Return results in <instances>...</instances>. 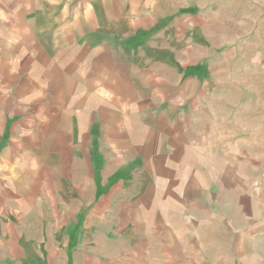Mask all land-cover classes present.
<instances>
[{"label": "crops", "instance_id": "1", "mask_svg": "<svg viewBox=\"0 0 264 264\" xmlns=\"http://www.w3.org/2000/svg\"><path fill=\"white\" fill-rule=\"evenodd\" d=\"M180 2L0 0V264H264V112Z\"/></svg>", "mask_w": 264, "mask_h": 264}, {"label": "rangeland", "instance_id": "2", "mask_svg": "<svg viewBox=\"0 0 264 264\" xmlns=\"http://www.w3.org/2000/svg\"><path fill=\"white\" fill-rule=\"evenodd\" d=\"M191 12L201 32L193 36L202 41L203 58H224L238 72L230 74L238 87L253 96L239 97L240 109L253 106L264 112V0H180ZM231 70V71H232ZM229 87L235 88L234 85Z\"/></svg>", "mask_w": 264, "mask_h": 264}]
</instances>
